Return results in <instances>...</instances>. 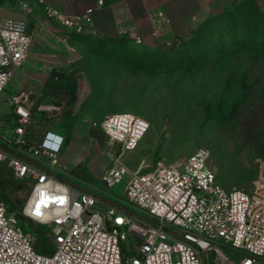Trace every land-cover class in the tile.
Returning a JSON list of instances; mask_svg holds the SVG:
<instances>
[{
  "label": "built area",
  "instance_id": "built-area-1",
  "mask_svg": "<svg viewBox=\"0 0 264 264\" xmlns=\"http://www.w3.org/2000/svg\"><path fill=\"white\" fill-rule=\"evenodd\" d=\"M37 1L60 26L82 32L91 21L92 7L70 14L48 0ZM103 4L104 0H98L99 6ZM19 6L32 12L24 0ZM152 19L157 35L169 22L161 9ZM127 33L136 45L143 43V37L132 29ZM32 42L27 23L3 16L0 8V93L28 62ZM40 96L27 89L10 96L15 124L13 137L0 130V164L13 180L31 186L22 213L49 227L52 251H39L37 235L25 230L0 199V264H123V242L131 237L136 238L137 254L127 264H264L263 171L252 190L228 189L217 180L208 148H198L171 165L163 160L154 164L142 160L131 169L123 156L138 147L150 122L131 111L110 113L100 127L119 150L109 152L112 163L101 178L109 187H116L130 177L127 202L143 214L135 213L72 185L51 169L60 165L65 137L57 138L48 130L37 142L30 128L38 115L43 120L58 118L66 104L39 100ZM90 121L92 126L99 125ZM222 247L240 250L244 256L234 262Z\"/></svg>",
  "mask_w": 264,
  "mask_h": 264
},
{
  "label": "rangeland",
  "instance_id": "rangeland-1",
  "mask_svg": "<svg viewBox=\"0 0 264 264\" xmlns=\"http://www.w3.org/2000/svg\"><path fill=\"white\" fill-rule=\"evenodd\" d=\"M19 1L17 0L14 8L5 3L2 7L3 14L16 16L14 11L17 10L25 16L33 36L31 56H37L41 61L58 60L56 70L69 76L66 81L77 83L78 99L71 102L63 99L64 104H68V110L58 118L45 120L61 124L59 128L50 130V134L57 138H64L67 128L73 130L76 126L80 134L71 130L72 143L87 154L86 160L75 166L68 177L59 175L74 183H81L76 175L82 171L86 173L87 164L91 167L110 166L112 159L109 152L116 154L119 147L117 144L112 145L103 134H96L94 131L101 128L100 123L106 115L131 111L150 122V128L138 147L134 151H127L123 156L124 163L131 169H136L142 160L149 164L163 160L171 165L198 148H208L212 155V168L222 186L228 189L240 187L247 191L253 189L254 180L261 171L264 172V146L261 145L264 140V98L260 100L261 110L251 105L237 122L231 124H220L206 118L204 106L207 101L217 98L230 73L238 74L248 70L250 78L257 75L264 77V59L253 60L241 56L230 61L225 71L212 65L202 73L179 70L157 76L133 74L116 61L86 53L85 43L71 38L55 20L48 18L37 0H24L32 8V12L28 14L20 8ZM33 2L41 7L40 11L33 10ZM54 54L58 56L55 57ZM46 74L37 80L31 79V83L24 88L42 94L51 72L46 71ZM33 82L36 86L34 89ZM17 83L15 74L0 93V130L10 137H13L15 122L14 107L9 98L11 93L19 89ZM42 98L50 101L52 94L43 93ZM89 119L99 124L98 127H93L92 134L88 132L92 126ZM86 135L88 137L85 138ZM86 178L91 181L90 191L107 199L117 197L118 204L141 214L126 199L129 176L116 187H109L101 177L87 175ZM10 182L15 181L7 167L0 164V193L4 192L15 204H19L25 194L22 191L13 194ZM4 202L8 204L7 201ZM26 223L33 224L29 220ZM34 225L38 223L34 222L33 227ZM48 237L51 238L49 234ZM135 240V237H131L123 242V246L129 250L128 259L137 254ZM222 249L234 262L244 256V253L232 247Z\"/></svg>",
  "mask_w": 264,
  "mask_h": 264
},
{
  "label": "trees",
  "instance_id": "trees-1",
  "mask_svg": "<svg viewBox=\"0 0 264 264\" xmlns=\"http://www.w3.org/2000/svg\"><path fill=\"white\" fill-rule=\"evenodd\" d=\"M12 8L17 0H0L1 14L3 5ZM71 38L85 43V52L106 60L124 65L131 73L148 75L172 74L179 70L188 73H202L210 66L225 71L229 62L241 56L253 60L264 59V7L257 0L233 2L217 13L202 19L198 25L184 36L173 38L169 43L154 48L136 45L125 34L105 35L97 32H78L61 26ZM69 76L51 70L44 92L52 94V100L62 104L78 99L77 83L68 82ZM43 93L39 100H42ZM264 98V77L250 78L249 71L230 73L215 100L207 101L204 106L206 118L220 124L237 122L251 105L262 109ZM68 104H66V111ZM71 128H67L64 144L71 138ZM264 146V140L261 143ZM64 147V145H63ZM63 149V148H62ZM15 181V180H14ZM11 192H24L25 198L19 204L10 200L7 194L0 193V199L7 201L8 212L14 213L27 231L37 235L35 247L42 252L52 251L49 227L45 224L34 225L22 213V208L31 190L25 182H10ZM23 219V221H21ZM27 220L32 221L30 225ZM34 228V229H33ZM128 250L123 246V264H127Z\"/></svg>",
  "mask_w": 264,
  "mask_h": 264
},
{
  "label": "crops",
  "instance_id": "crops-1",
  "mask_svg": "<svg viewBox=\"0 0 264 264\" xmlns=\"http://www.w3.org/2000/svg\"><path fill=\"white\" fill-rule=\"evenodd\" d=\"M48 1L70 14H76L92 7L91 21L85 24V31L87 32L94 31L105 35H130L127 33V30L132 29L133 34H139L143 37V43L141 45L154 48L159 44H165L171 41L175 37L186 35L191 29L195 28L202 19L210 14L221 11L233 2H241L244 0H104L102 6L98 5V0ZM257 1L262 6L264 5V0ZM40 8L38 4L33 2V10L35 12L40 11ZM158 9L165 12L169 18V22L163 26L162 32L157 35L154 33L155 25L152 16ZM14 13L16 16L10 17L26 22L23 14H20L17 10H15ZM54 56L56 57L58 54H54ZM58 64L59 61L56 59L41 61L37 56H31L30 51L28 62L24 67L15 72L18 82L17 88L19 89L11 93V95L18 93L21 89L30 90L24 87L31 83V79L34 81L39 79L42 75H47L46 71L51 72L52 68L56 67ZM35 87L33 82V89ZM60 125L61 124L58 122L53 124L48 123L41 117L39 118V116H36L33 127L30 128V133L33 140L39 142L46 131L56 127L59 128ZM93 127L98 126H91V128L88 129L89 134H92ZM76 128L75 126L72 132L74 133V131H76L80 134ZM94 132L96 134H103L104 137L107 138L102 128ZM73 133L71 138L64 144L60 153V165L51 168L54 172L56 171L58 175L61 174L68 177L70 172L74 170V167L82 164L87 158V154L82 153L80 148L75 143H72ZM84 137L86 138L88 136L86 135ZM108 167L109 164L97 167H91L90 164H87L85 167L86 173L82 171L76 175L81 183H74L70 179L61 175L59 176L76 187L89 190V182L91 181H88L86 178L87 175L93 178H100ZM116 198L117 197H109V199H105L111 203H118Z\"/></svg>",
  "mask_w": 264,
  "mask_h": 264
},
{
  "label": "snow or ice",
  "instance_id": "snow-or-ice-1",
  "mask_svg": "<svg viewBox=\"0 0 264 264\" xmlns=\"http://www.w3.org/2000/svg\"><path fill=\"white\" fill-rule=\"evenodd\" d=\"M60 202L63 203V200L61 199ZM43 203H44V201L41 200V201H40V204H43ZM39 213H40V206H39V204H38L37 207H36V214L39 215Z\"/></svg>",
  "mask_w": 264,
  "mask_h": 264
},
{
  "label": "water",
  "instance_id": "water-1",
  "mask_svg": "<svg viewBox=\"0 0 264 264\" xmlns=\"http://www.w3.org/2000/svg\"><path fill=\"white\" fill-rule=\"evenodd\" d=\"M113 204H115V205H117V206H119V207H121V208H125L123 205H121V204H118V203H115V202H112Z\"/></svg>",
  "mask_w": 264,
  "mask_h": 264
}]
</instances>
